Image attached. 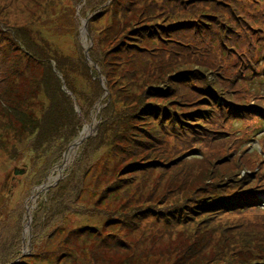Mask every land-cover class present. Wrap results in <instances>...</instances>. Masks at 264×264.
Returning <instances> with one entry per match:
<instances>
[{"label": "rangeland", "instance_id": "obj_1", "mask_svg": "<svg viewBox=\"0 0 264 264\" xmlns=\"http://www.w3.org/2000/svg\"><path fill=\"white\" fill-rule=\"evenodd\" d=\"M100 1L0 0V264H264V117L202 118L210 107L195 91H170L204 69L190 55L207 35L264 46V0ZM182 20L195 30L168 31ZM259 58L244 75L249 93L241 67L218 62L217 99L256 103ZM241 188L261 205L204 211Z\"/></svg>", "mask_w": 264, "mask_h": 264}, {"label": "trees", "instance_id": "obj_2", "mask_svg": "<svg viewBox=\"0 0 264 264\" xmlns=\"http://www.w3.org/2000/svg\"><path fill=\"white\" fill-rule=\"evenodd\" d=\"M178 1L186 2L185 0H178ZM82 2H83V0H77L76 4L80 5ZM106 3H107V5L104 7V9L107 8V10H108V7L115 5L116 0H102L98 3H96V5L101 8V6H104ZM87 4H88V2H87ZM168 13L173 14V13H175V10L171 9L170 12H168ZM177 16H181V15L179 14ZM194 26H195V23L190 22L188 20L176 21V24H172L168 28V31L170 33H176V34L180 33V35H181V34L187 32L189 30L194 31L195 30ZM155 27L156 28H163L164 26L156 25ZM246 38L247 37L243 35L241 37L239 36V37L235 38L233 40V43H225L226 42L225 41L224 43H225L226 47L224 49H221L220 45H222L224 43H219V38L217 36L213 37V36L207 35L206 40H209L211 43L204 46L205 50L204 49L203 50L201 49L199 51L194 50V52H192L190 55V57H192V59L195 62H199V63H201V65H203L204 69L200 70V71H203L205 74H202L200 71H198L196 69H193L191 71H187L184 74H179V76L177 78H175L174 83H171L170 91L171 90L176 91L178 94H181L179 91V87L181 88L182 85H184L187 89L195 91L198 94L197 95V98L199 99L198 101H204V103L210 107V110L209 109H203L202 118H206L204 116L208 113V114H212V117L210 118V120H212L215 117H217V115H219L220 113L225 112V111L226 112H234L235 114H237L242 119V121H255V120H259V119L263 118L264 117V104H262L261 99H262V96L264 95V82H261L258 85V87L255 88L254 98L256 99V103L255 102L245 103V102L241 101L237 107H234L233 109H231L228 106H226L224 103H222V101L217 99V94L222 96V91H225L223 89L224 88V84H223L224 77L221 75V72L223 71L224 66L219 64L223 61L228 62L229 65H232L234 67H241V69L239 71V75L236 76L235 78L237 80H240V79L243 80V78H244V84H242L240 81H239V84H242V88L247 93L252 91L251 89H249L250 83L248 82V78H250V77L244 76V75L248 71V66L250 65V63H252V60L256 56H260V57L264 56V46H260V47L258 45L251 46L247 42ZM230 44H232V45H230ZM249 45H250V47H247ZM215 48L220 49L223 52V56L221 57L220 61L218 60V55L211 52V50H214ZM91 55L94 59V62L99 67H101L102 66L101 60L99 59L98 55L94 54V49L91 51ZM259 60H262V62H264V58H259L255 62L257 63V61H259ZM243 68H247V70H244ZM58 71L60 73H62L60 71V69H58ZM235 78L232 80L234 83H235ZM147 81H151V77H149L148 79L143 81V83L147 82ZM62 87H63V85H62ZM217 89H218V91H217ZM182 97H183V95H182ZM207 97H209V98H207ZM257 97H259V99H257ZM222 100H223V98H222ZM147 108H148V106H147ZM207 110H209V111L207 112ZM14 111H19V110L14 109ZM199 115H202V114H199ZM259 117H261V118H259ZM226 120L229 121V119H223L222 121L219 120V122H218L219 130H220L219 133L222 135H228V131L225 128L229 122L227 123ZM103 123H104V121H103ZM200 123H203V122L201 121ZM248 126L251 127L252 125L248 124ZM77 132H79V131H77ZM204 140L205 141H203V147L202 146L198 147L197 151L201 150V152H203V150L205 148L208 149V147H210L212 144V139L210 138V127L209 126L208 127L205 126ZM207 145H208V147H207ZM240 151L244 152V154L249 153L248 148L240 149ZM221 191L223 192L226 190L222 189ZM254 191H255V189H254ZM254 193L255 192L249 193L244 188L237 189L236 193H234L233 195L227 194L229 197L228 201L226 199L214 201L213 204L207 205V207L204 209V211H208L207 209H211V211L214 212L213 215H216L221 210H226L225 212H230L233 210L243 209L245 207L260 206L261 205L260 201L254 202L252 200L254 198ZM230 203L232 205H234L231 208L229 207ZM6 264H9V262ZM10 264H13V263H10Z\"/></svg>", "mask_w": 264, "mask_h": 264}, {"label": "bare ground", "instance_id": "obj_3", "mask_svg": "<svg viewBox=\"0 0 264 264\" xmlns=\"http://www.w3.org/2000/svg\"><path fill=\"white\" fill-rule=\"evenodd\" d=\"M92 131H93L92 126H87V127H85L84 131L81 132L79 138H77V139L74 141V143H72L71 148H70V151H69L68 154H67V157H66V159H65L64 164H62V166H60V168H59V169H56L54 172H58L59 174H61V173L64 171V169H65L66 166L68 165V162L72 159V157L74 156L75 152L77 151L78 146L81 145V144H80V141H84L86 138H88ZM53 179H54V178H53ZM48 187H49V186H48ZM48 187H47V188H48ZM35 198H36V197H35ZM35 198H34V200H35ZM33 208H34V207H33ZM29 210H30V213H31V212H32V211H31V207H30ZM30 217H31V215H30Z\"/></svg>", "mask_w": 264, "mask_h": 264}, {"label": "water", "instance_id": "obj_4", "mask_svg": "<svg viewBox=\"0 0 264 264\" xmlns=\"http://www.w3.org/2000/svg\"><path fill=\"white\" fill-rule=\"evenodd\" d=\"M86 56H87V58L89 59V54H87V51H86ZM63 89H66V86H65V85H63ZM86 139H87V138H86ZM84 141H85V140H84ZM84 141H80V144H82ZM14 173H15V175L24 174V173H25V169H24V170H20V169L16 168L15 171H14ZM30 237H32V236H30ZM30 240H31V239H30ZM30 240H29V244H28V245H31ZM26 255H27V252H26V250H24V251H23V255H22L20 258H22L23 256H26Z\"/></svg>", "mask_w": 264, "mask_h": 264}]
</instances>
